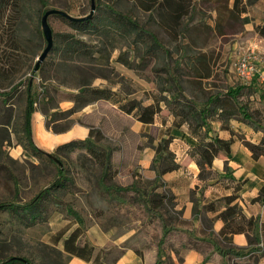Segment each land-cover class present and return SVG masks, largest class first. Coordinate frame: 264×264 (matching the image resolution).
<instances>
[{
	"label": "rangeland",
	"instance_id": "1",
	"mask_svg": "<svg viewBox=\"0 0 264 264\" xmlns=\"http://www.w3.org/2000/svg\"><path fill=\"white\" fill-rule=\"evenodd\" d=\"M95 1L111 3L116 9L129 13L157 34L163 49H149L147 38L134 41L133 35L109 37L104 41L99 32L78 34L92 44L104 43L106 49H111L107 64L113 71L102 68L100 71L105 78L98 75L92 79L91 85L107 87L115 94L111 99L97 98L74 111H70L77 91L72 86L74 79L68 73L56 71L55 65H51L52 61L60 58L58 53L49 50L40 61L43 72L34 76L31 73L37 55L45 46L38 13L43 8L55 7L79 16L89 12L90 1L44 0L41 5L39 0H16L17 7L7 6L0 14L1 38L8 43L0 47L9 53L8 62L0 59L3 62L0 65V88L5 87L13 94L9 103V120L0 123V202H27L42 186L54 181L59 165L64 168L61 183L51 188L31 211L17 207L0 208V262L12 260L4 264H25L27 261V264H67L70 256L63 251L64 237L76 225L80 228V236L88 229L92 230L93 236L99 237L98 232L101 231L112 241L123 239L119 243L123 247L131 246L139 252L156 250L158 254L160 220L145 210L137 195L104 192L99 186V178L106 184H133L158 199L156 209L168 227L180 230L169 233V239L161 247L165 254L172 248L178 251L180 243L193 234V230L183 228L186 222L179 218L181 209L174 204L173 192L166 186L165 173L181 167L187 156L194 159L198 168L195 179L201 183L199 189L189 190L192 212L196 216L207 207L214 208L228 201L226 197L209 205H199L203 186L216 179L221 186L232 177L227 170L218 174L207 164L203 168L197 164L195 146L198 139L189 133L186 123L173 125V115L162 101L154 121L142 123L136 120L134 110L130 113L121 110L117 100L121 103L129 99L142 104L151 103V96L159 95L160 88L177 90L173 81L180 82V89L196 103L212 94L224 93L229 85L239 82L232 73V62L242 44L252 40L259 42L258 39L264 38L258 31L264 29V0H252L247 4L246 11L240 15L241 20L225 19L222 17L226 13L224 10L220 19L218 17V9L222 10L225 4L231 6L232 0H196L197 6L191 17L189 14L181 15L179 25L172 27L160 22L154 7L150 9L151 4L155 5L152 0ZM93 14V25H103L105 14L102 8L96 7ZM47 22L53 32L75 31L66 18L55 13L47 17ZM183 23L187 24L182 28ZM181 43L186 47L187 55L183 61L190 69L179 66L176 61ZM99 54L95 52L96 56ZM121 59L129 65L121 63ZM191 69L195 71L191 72ZM205 71H208V77L196 75ZM28 78L34 83L37 94L32 138L38 151L32 150L21 132L24 87ZM255 82L259 83V80ZM162 94L167 95V91ZM40 127L46 136L61 135L59 141L48 145L44 137L37 136ZM54 128L59 131L53 132ZM90 128L99 150L97 155L84 147L69 151L61 149L57 152L58 158L53 155L56 145L70 139H83ZM70 136L74 137L65 140ZM168 165L174 166L163 171ZM252 218L250 231L254 230L257 222ZM201 219L199 226L211 227L213 219L204 215ZM221 219L224 225L225 220ZM239 221L242 220L235 219L234 223ZM59 229H63L60 238ZM208 233L212 232L209 230ZM110 246L109 264L122 251Z\"/></svg>",
	"mask_w": 264,
	"mask_h": 264
},
{
	"label": "trees",
	"instance_id": "2",
	"mask_svg": "<svg viewBox=\"0 0 264 264\" xmlns=\"http://www.w3.org/2000/svg\"><path fill=\"white\" fill-rule=\"evenodd\" d=\"M41 5L44 4V0H39ZM90 1V0H89ZM155 5L151 4V8L156 13L158 19L163 24H167L170 27L177 24L179 25L180 16L183 14H189L191 17L194 8L197 6L196 0H152ZM252 0H232L231 6L228 4L223 5V9H218V17L220 19L222 11L226 13L222 17L225 19H239L241 20V13L246 11V5L251 4ZM94 7L102 8L104 15V24L96 27L93 25L94 14L90 18L80 19V20H70L66 17L67 22L70 24L73 30L75 31H66L63 33L53 32L51 29L53 42L50 48V51L58 53L60 58L57 61H52L51 65H55L56 71H63L68 73L72 79H74L73 85L76 88V92L73 95L74 105L70 107V111H74L76 107H81L83 104L90 101L96 100L97 98L111 99L115 92L107 87L102 86H93L91 81L96 76H102L105 78V74L100 70L102 68H109L110 71H113L112 67H109L107 64V58L111 49H106L104 43L92 44L89 41L85 40L83 37L78 36L80 33L86 32H99L100 35L104 37V41L112 39L114 36L117 37H130L133 35L135 40H142L147 38L149 44L147 48L155 49L162 48L157 34H155L150 29L144 27L143 23H140L138 20L133 18L129 13L120 11L116 9L111 3H105L101 1H94ZM18 3L16 0H0V14H3L5 7H17ZM156 6V7H155ZM163 7L166 9L164 10ZM48 8H43L38 13V18L43 14ZM94 9V10H95ZM94 13V12H93ZM58 15V14H57ZM83 15V14H81ZM63 17V16H62ZM169 22V23H168ZM187 23H183L182 28L186 26ZM219 25L217 24V27ZM259 34L264 35V29H259ZM220 34L223 32L219 31ZM110 39V40H111ZM112 42V41H111ZM2 44H8L6 41H3L0 34V46ZM112 47V43H110ZM178 65H184L183 67L190 69L185 61L186 58V47L181 43L179 46ZM105 51V53H104ZM95 52L100 53L99 56L95 55ZM46 57V56H45ZM0 59L3 62L9 61V53L5 52V49L0 47ZM44 59H42L43 61ZM0 62V65L3 63ZM78 62V63H77ZM38 64L37 72L34 71V66L31 68V73L34 76L36 73H42L44 67ZM121 63L129 65L126 60L121 59ZM34 65V64H33ZM195 69H191V72ZM198 76L208 77V71L204 73H196ZM258 80L256 77L249 83L243 84L241 82L234 83L229 85L226 88V91L212 94L211 96L206 97L200 103H196L193 99L189 98L183 90L180 89V82L173 81L177 90L165 88H160L161 93L159 95L153 94L151 96L152 102L147 104H142L140 101L135 99L126 100L124 103L118 101V106L124 112L130 113L134 110L136 120L141 121L142 123H151L153 122L154 115L160 110L159 102L162 101L168 111L173 115V125L180 126L183 123H186L189 133L195 136L198 139V144L196 147V153L198 158L196 159L197 164L203 168L204 164L210 166L211 160L213 157L220 151L227 153L230 149V142L232 137L227 139H222L218 135H209L208 131L210 130V122L212 120H220L221 126L226 128L229 119H236L238 122H243L248 125L253 131H261L262 136L258 143L252 144L244 140L246 146H248L252 152V156L256 157L258 153H264V109L259 107V110L253 108V101L249 98L250 95H253L255 88H253L252 83ZM1 89V88H0ZM167 91V95L162 94L163 91ZM11 90H6L5 87H2L0 90V117L3 119L0 120V123H7L11 114L10 102L13 94ZM24 105L22 107L21 114V132L23 137L26 138L27 143L30 145L32 150L38 151V148L34 145L32 138V119L33 113L35 112V103L36 96L34 83L31 79H27L24 87ZM10 103V104H9ZM54 131H59L54 128ZM92 128L89 129L88 134L83 139H70L67 142L60 143L56 145L54 156L57 157V152L61 149L66 151L75 149L76 147L86 148L91 154L97 155L99 150L96 148L94 142L96 139H93L91 136ZM77 134V133H76ZM76 134L74 136H76ZM70 136L65 140L74 137ZM97 138H99L98 132L96 133ZM109 153L106 154L108 156ZM58 158V157H57ZM174 165H168L164 167L163 171H168ZM64 177V168L59 165L57 169V175L54 178V181L48 185L42 186L33 197H31L27 202L18 204L15 202H0L1 209H13L18 208L26 212L31 211L37 203L42 200L43 197L49 192L51 188L60 184L62 178ZM240 183H236L234 188L239 187ZM99 186L104 192L110 193H129L137 195L140 201V204L144 206L145 210L155 219L160 220L161 233H158L159 238L157 241L158 254L155 260V264H175L171 261L168 253L165 254L161 248L163 244L169 239L170 232L180 231L175 227H168L166 221L163 219L161 212L156 209L158 199H154L151 196L149 191L146 192L144 189H140L133 184H128L127 186L117 185V184H106L103 179L99 178ZM192 190V189H191ZM264 191V188H261V192ZM260 194V192H259ZM259 196L253 198L257 199ZM232 199V195L227 197V203ZM219 217L225 220V224L219 230L218 233L222 234L226 231L232 230H243V223L248 227L252 226L253 218L244 217L240 214V209L236 204H228L225 209L220 211L217 214ZM196 216V214H194ZM239 218L242 220L239 223H234V220ZM232 222V223H231ZM64 228V227H63ZM252 228V227H251ZM62 230L59 229L58 238L62 235ZM260 232L262 233V240L256 238V243L252 241L254 238L247 235V245L244 247H234L233 245L224 246L219 245L216 238L212 236H195L190 234L188 239L182 244L180 243L181 248L193 247L204 252L203 260H214L220 262V264H264V221L260 225ZM80 228L76 226L71 229V231L64 237L63 251L69 252L70 254L77 255L79 257L85 258L92 253V248L86 243L81 244L79 242ZM59 240V239H58ZM208 242L212 250L199 248L198 245L201 243ZM180 259V256H177ZM12 260L7 262H0V264L10 263ZM25 262V264H27ZM97 264H103L102 262Z\"/></svg>",
	"mask_w": 264,
	"mask_h": 264
},
{
	"label": "crops",
	"instance_id": "3",
	"mask_svg": "<svg viewBox=\"0 0 264 264\" xmlns=\"http://www.w3.org/2000/svg\"><path fill=\"white\" fill-rule=\"evenodd\" d=\"M258 40L260 45L259 48L264 53V38ZM252 85L253 88H255V92L253 95H250L249 98L253 101V108L259 110L263 107L264 109V81H259V83L254 81ZM208 133L211 136L218 135L222 139L232 137L229 144V151L227 153L220 151L219 155L213 157L209 166L210 170H214L218 174L227 170L232 178L225 181L221 186L218 179L209 181L203 186V197L200 201H197L199 205H209V203H214L220 198L225 199L229 195H232V199L228 203H221L218 206H214V208L207 207L200 215L194 216L189 190L194 188L199 189L201 183L199 180L195 179L198 168L194 159L184 154L187 158L184 160V163H182V166L170 170L164 175L167 179L166 186L173 192L174 204L178 209H181L179 218L186 222L183 224V228L193 230V234L198 237L212 236L217 239L219 245H233L234 247H244L247 245L246 232H248L249 236L254 238L253 243L255 244L257 241L255 240L256 238L262 240L260 225L264 221V191L261 192V188H264V153H258L256 157H253L250 148L245 145L244 140L256 144L259 142L262 132L253 131L245 123L241 121L238 122L236 119L231 118L226 128L221 126L220 120H212ZM55 134L58 133L51 134V136L47 135L48 138L41 127L37 130V136L41 135L44 137L48 145L59 141L61 135ZM236 183H240L239 187L234 188ZM219 186L221 187L220 190L217 189ZM196 194H198V192H196ZM257 195L259 197L253 199L257 197ZM233 203L238 204L242 216H252L256 218L257 222L254 226V230L250 231L243 223V230L226 231L219 235L217 232L222 228L223 221L215 215L225 209L226 205ZM201 215L213 219V223L208 229L199 226L200 223L202 224ZM209 230L212 233H208ZM91 231L87 229L83 232L82 236H79V242L81 244L87 243L92 248V253L85 259L66 252L70 256L67 264H97V262L109 264L107 260L110 255L108 250V248L110 249L111 247L110 245H114L116 248L122 250L115 256L111 264H155L154 262L157 258L156 250H144L143 252H139L131 246L123 247L119 245L120 241L123 239H115L112 241L104 232H98L99 237H97L93 236ZM108 243H110L109 246H107ZM198 247L209 250L213 249L208 242L201 243ZM177 249L178 251L172 248L168 253L171 261L175 264H220L217 260L204 261V252L202 250L193 247H180ZM178 255L180 259L177 258Z\"/></svg>",
	"mask_w": 264,
	"mask_h": 264
},
{
	"label": "built area",
	"instance_id": "4",
	"mask_svg": "<svg viewBox=\"0 0 264 264\" xmlns=\"http://www.w3.org/2000/svg\"><path fill=\"white\" fill-rule=\"evenodd\" d=\"M232 73L243 84H249L255 77L264 81V53L259 49L258 41L242 44L233 59Z\"/></svg>",
	"mask_w": 264,
	"mask_h": 264
},
{
	"label": "water",
	"instance_id": "5",
	"mask_svg": "<svg viewBox=\"0 0 264 264\" xmlns=\"http://www.w3.org/2000/svg\"><path fill=\"white\" fill-rule=\"evenodd\" d=\"M95 0H90V10L88 13L83 14V15H79V16H73L71 14H69L68 12L59 9V8H55V7H50L47 10H45L43 12V14L40 16L39 22L41 23V31H42V36L45 39V46L41 49V52L37 55L35 62H34V71H36L38 69V64L39 62L45 58V56L47 55V53L49 52L51 46H52V42H53V37H52V33H51V27L49 25V23L47 22V17L49 15H51V13H55L58 15H61L63 17H66L70 20H80V19H87L90 18L94 12V2ZM49 156H53L50 152H46ZM55 160H57L55 158Z\"/></svg>",
	"mask_w": 264,
	"mask_h": 264
}]
</instances>
